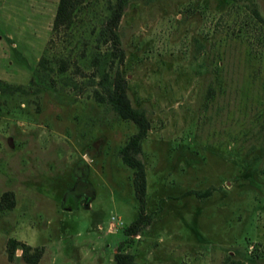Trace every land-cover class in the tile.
<instances>
[{"label": "rangeland", "instance_id": "1", "mask_svg": "<svg viewBox=\"0 0 264 264\" xmlns=\"http://www.w3.org/2000/svg\"><path fill=\"white\" fill-rule=\"evenodd\" d=\"M57 1L0 0V78L21 86L0 91V264H26L9 237L44 264H113L139 211L120 155L137 127L94 95L110 0L55 35ZM117 30L150 121L132 264H264V0H128Z\"/></svg>", "mask_w": 264, "mask_h": 264}, {"label": "trees", "instance_id": "2", "mask_svg": "<svg viewBox=\"0 0 264 264\" xmlns=\"http://www.w3.org/2000/svg\"><path fill=\"white\" fill-rule=\"evenodd\" d=\"M127 1L128 0L108 1V13L98 33L102 40L109 45L111 51L106 57L110 59V63L108 69H103V71L99 73L98 84L100 87L94 89V95L98 100L108 102L122 118L130 119L137 127L136 132L131 134L120 148V155L123 162L132 168L133 190L139 203L137 216L123 229L126 236L124 242L131 241L132 236L136 234L144 224H147L151 217L149 213L144 211L147 177L145 163L140 156L142 152V141L148 134L150 121L144 109L132 105L127 92L125 74L119 67V63H121L124 58V48L121 44V38L117 28ZM85 2L86 0L57 1L52 23V30L55 35H59L71 27L77 12L83 7ZM43 60L42 58L41 61ZM114 60L117 61V65L113 73H111L109 68L114 66ZM66 68L67 63L62 60L59 65V70L63 71ZM20 88V85H13L0 78V91H14ZM13 203V193L11 191L4 192L1 197L0 208L11 207ZM124 242L118 243L117 250L113 254V264L133 263V254L125 251ZM17 248L21 249L20 255L26 264H44L41 261L43 254L42 246L32 247L28 243L18 240L15 237H9L6 250L10 259L13 258Z\"/></svg>", "mask_w": 264, "mask_h": 264}]
</instances>
